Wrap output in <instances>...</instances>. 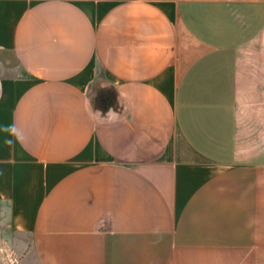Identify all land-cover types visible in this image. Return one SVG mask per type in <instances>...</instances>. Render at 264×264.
Masks as SVG:
<instances>
[{"label":"crops","instance_id":"0c3cea01","mask_svg":"<svg viewBox=\"0 0 264 264\" xmlns=\"http://www.w3.org/2000/svg\"><path fill=\"white\" fill-rule=\"evenodd\" d=\"M5 124L0 247L264 264V0H0Z\"/></svg>","mask_w":264,"mask_h":264},{"label":"rangeland","instance_id":"374dc122","mask_svg":"<svg viewBox=\"0 0 264 264\" xmlns=\"http://www.w3.org/2000/svg\"><path fill=\"white\" fill-rule=\"evenodd\" d=\"M22 247L12 244L0 247V264H39L32 247L30 237L22 235Z\"/></svg>","mask_w":264,"mask_h":264},{"label":"clouds","instance_id":"9594fccd","mask_svg":"<svg viewBox=\"0 0 264 264\" xmlns=\"http://www.w3.org/2000/svg\"><path fill=\"white\" fill-rule=\"evenodd\" d=\"M0 131L7 134L4 139V144L8 148H14L15 142L22 139L21 134L19 133L15 124H5L0 126Z\"/></svg>","mask_w":264,"mask_h":264}]
</instances>
